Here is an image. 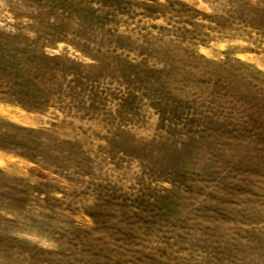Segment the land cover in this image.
I'll return each mask as SVG.
<instances>
[{
  "label": "rangeland",
  "instance_id": "374dc122",
  "mask_svg": "<svg viewBox=\"0 0 264 264\" xmlns=\"http://www.w3.org/2000/svg\"><path fill=\"white\" fill-rule=\"evenodd\" d=\"M0 264H264V0H0Z\"/></svg>",
  "mask_w": 264,
  "mask_h": 264
}]
</instances>
